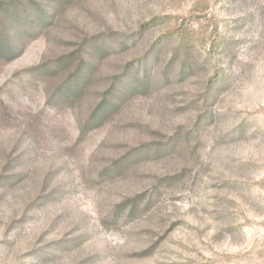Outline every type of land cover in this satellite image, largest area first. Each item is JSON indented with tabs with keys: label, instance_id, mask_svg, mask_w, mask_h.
<instances>
[{
	"label": "rangeland",
	"instance_id": "1",
	"mask_svg": "<svg viewBox=\"0 0 264 264\" xmlns=\"http://www.w3.org/2000/svg\"><path fill=\"white\" fill-rule=\"evenodd\" d=\"M0 264H264V0H0Z\"/></svg>",
	"mask_w": 264,
	"mask_h": 264
}]
</instances>
